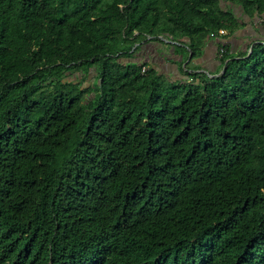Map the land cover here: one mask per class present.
Wrapping results in <instances>:
<instances>
[{
  "label": "trees",
  "instance_id": "1",
  "mask_svg": "<svg viewBox=\"0 0 264 264\" xmlns=\"http://www.w3.org/2000/svg\"><path fill=\"white\" fill-rule=\"evenodd\" d=\"M234 7L264 18V0H0V264H264V43L235 52ZM214 39L213 78L167 80L146 53L194 69Z\"/></svg>",
  "mask_w": 264,
  "mask_h": 264
},
{
  "label": "crops",
  "instance_id": "2",
  "mask_svg": "<svg viewBox=\"0 0 264 264\" xmlns=\"http://www.w3.org/2000/svg\"><path fill=\"white\" fill-rule=\"evenodd\" d=\"M264 20L255 19L252 23L246 24L241 21V26L237 31L228 37L227 42L230 43L235 52L246 51L252 44L264 43ZM222 40L214 39L208 42L203 55L193 61V65L197 68H192V65L186 68L189 60L185 61V57L175 51L174 47H165L161 44L155 47L147 45V55L153 56V62L158 70L165 75L168 80L185 79L186 73L196 72L208 74L211 78L218 76L217 73L221 68V62L218 57V50ZM152 49V50H151ZM157 49V51L155 50ZM153 51V52H152ZM222 72V71H221Z\"/></svg>",
  "mask_w": 264,
  "mask_h": 264
},
{
  "label": "rangeland",
  "instance_id": "3",
  "mask_svg": "<svg viewBox=\"0 0 264 264\" xmlns=\"http://www.w3.org/2000/svg\"><path fill=\"white\" fill-rule=\"evenodd\" d=\"M234 11H235V13L237 15H239L240 17H242V21L243 22L245 21L246 24L252 23L254 21V20H250L247 16L243 15L242 10L240 8L234 7ZM263 20H264V18H263Z\"/></svg>",
  "mask_w": 264,
  "mask_h": 264
},
{
  "label": "built area",
  "instance_id": "4",
  "mask_svg": "<svg viewBox=\"0 0 264 264\" xmlns=\"http://www.w3.org/2000/svg\"><path fill=\"white\" fill-rule=\"evenodd\" d=\"M219 34L221 35V36H226L227 35V31H225V30H220V32H219ZM226 42V41H225ZM251 49H250V53H251ZM223 52H224V50L222 49L221 50V53L219 54V58L220 59H222V57H223ZM147 69L146 68H144V70L143 71H146Z\"/></svg>",
  "mask_w": 264,
  "mask_h": 264
},
{
  "label": "water",
  "instance_id": "5",
  "mask_svg": "<svg viewBox=\"0 0 264 264\" xmlns=\"http://www.w3.org/2000/svg\"><path fill=\"white\" fill-rule=\"evenodd\" d=\"M226 69V67L224 68V70Z\"/></svg>",
  "mask_w": 264,
  "mask_h": 264
}]
</instances>
